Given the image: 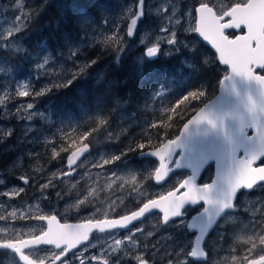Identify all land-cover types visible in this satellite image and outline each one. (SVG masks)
Listing matches in <instances>:
<instances>
[{
  "label": "rangeland",
  "instance_id": "374dc122",
  "mask_svg": "<svg viewBox=\"0 0 264 264\" xmlns=\"http://www.w3.org/2000/svg\"><path fill=\"white\" fill-rule=\"evenodd\" d=\"M121 1L123 3H116L118 5L117 14L110 20L107 29L114 38L109 36L99 41L106 30L104 31L99 25L88 22V26L93 27L91 33L86 29L89 33L85 36V40L80 43V46H73L76 42L65 43L68 48V50L66 48L64 50V52L67 50V59L62 60L60 65L56 61L51 62L50 59L43 58L36 63L32 62L28 67H24L23 69L27 72V75L25 79H21L20 74L23 75V72L19 68L0 64V117L2 120L7 121V125L2 124L3 121H0V131L3 129H5V131H2L3 133L11 131L8 129V125L15 120V123L11 125L12 129L16 128L19 132L26 130L27 135L17 138L21 143L16 148L8 149V147H5L2 149L1 155L7 154L11 157L21 155L22 157L15 159L7 171H3V177H0V180L3 181V183H0V217L6 218L0 220V236H34L41 234L46 231V227L40 220L35 219L40 215H54L63 224L81 223L89 220L93 222L104 219L113 220L116 215H129L147 202L148 199H159L179 187L182 172L173 174L169 183L163 187L158 188L153 185V177L158 168V163L147 160L139 164L136 161L135 153L142 149L127 152L114 164L106 165L103 168L93 167L94 164L101 163L102 159H110L113 156L120 155L121 152L125 153L129 144L147 143L149 139L155 140L151 135L154 131V128H152L153 120L166 114H172L166 110L167 107L168 109L172 108L174 102L167 86H161L158 93H154L152 99L148 101L149 104L144 103L145 106L141 108V111L153 114L150 123L147 121L148 118L142 117L138 113H131L132 115L122 113V120H115L116 127H113L112 130L107 129L104 142L95 143L93 151L90 150V157L87 156L79 164V167L75 168L74 174L69 177L60 175L62 172L68 171L66 168H60V166L50 169H44L43 166L40 168L38 164L41 163L38 159L44 151L38 152L36 150L41 146L48 147L50 150L49 157L58 162V156L53 153V148L57 152L63 146L59 145L60 142L55 131L59 132L60 136L67 135L72 129L78 128L79 122L62 123L61 127H56L57 129L53 126V133L50 134L43 128L47 127V122L40 123L43 127L33 123L36 117L42 115L37 111L35 105L33 109H26L25 103H19L18 107H14L15 100L22 98L17 95L18 91L23 90L31 93L32 77H35L37 81L49 78L50 81L60 82L74 72L73 66L81 68L92 60L96 62L91 64L90 68L97 67V63L100 64L101 68L99 69L100 72L97 73V82H103L109 70L108 61H111V55H116V49L110 45L113 44L114 40L126 47L123 42V26L127 25L130 18L136 16L138 1L134 3L132 0ZM201 2L207 3L219 16H223L235 4L239 5L238 3H242L244 0H148V3L145 0V20L141 23L135 45H133V50L143 49V51L142 54L137 55L136 60L142 63V61L148 59L144 52L151 45L156 44L159 37L165 35L161 32V28L167 27L170 31L176 33L177 42L174 45L162 43L156 56L180 53L182 49H185L191 57L194 53L196 57H201L202 62L209 67L210 63L206 60L204 50L195 37V31H193L196 27L195 7L200 5ZM16 5L19 9H9L12 14V24L4 22L0 28L2 51L19 49L15 39L17 34L15 28L20 27V31L23 30L25 26V9L21 0H18ZM161 7H167L169 11L162 13L159 11ZM173 9H175L174 14ZM34 10L37 13L42 12L38 6ZM105 15L111 16L108 12ZM107 16L103 18V25L108 23ZM94 21L97 24L100 23V19ZM227 32L231 36L234 33L233 38L238 34L241 35V31L239 33ZM109 38H113V40H109ZM84 50L85 52L89 51L88 55L92 53V57H87L82 62L78 61L76 64L70 65L68 51L71 54L78 53L82 59ZM100 53L101 55H99ZM45 60H47V64H44ZM214 60H216V57ZM191 61L190 57L184 58V67L191 69L193 65ZM40 65L44 66L40 67ZM125 79L129 80L128 75ZM129 81L133 80L130 79ZM135 87V90H131V94L138 93L139 85ZM183 87L181 85V88ZM143 92L145 93V90ZM126 94L128 95L127 90ZM17 108L20 109L19 112L16 111ZM164 110L166 112H163ZM29 113L32 115L31 120L27 119ZM112 119L104 120L106 121L104 123L106 127L114 123ZM20 122L24 123L20 124ZM120 128H127L128 131H121ZM115 129L119 130V133ZM109 134H111V137ZM9 138V136H3L0 139V145L7 143ZM76 138L78 137L67 136L65 142H73ZM112 142H115V146L112 145ZM53 173H56V176H53ZM21 175L28 178L29 182L26 185H31L32 192L36 191V193L27 196L24 190L25 184L18 179ZM205 179H207V176ZM49 180H51V183H48ZM43 184H48V187L41 189ZM19 188H23V191L19 192L18 195H14L13 193ZM73 190L77 191L78 194L74 199H71ZM258 190V193L261 194L245 197L240 202L242 213L244 215L249 213L253 218L247 220L244 216H234L227 221H222L220 223L221 229L214 235L215 237L208 239L205 244V250L209 255L207 264H246L249 260H258L261 256H264V243L261 242L264 239V187ZM2 193H8V195ZM35 194L38 197L36 202L29 204L28 197ZM82 200L84 203H80ZM90 206L96 208L90 213H85L84 208ZM13 211L16 212L15 217L11 216ZM192 213L189 212L188 216L190 217ZM241 217H243V221ZM238 218L241 221L240 224ZM147 219L143 224L126 234L119 233L114 234V236L94 238L89 244L93 247H89L87 251L78 254L84 257H96L91 264H104L105 261L108 264H117V262L118 264H138L132 258L137 254H145L146 258L154 259L155 264H167L170 257L166 256L165 253L183 256L181 264H200L191 258L196 241H194L195 234H191L187 228L188 218L172 221L168 225L163 224V217L160 214H155ZM137 229H142V231H137ZM148 233H152V235H148ZM129 235L132 236V241H135V244L139 246L138 248L133 245L132 241L127 240ZM115 239H122L125 243L119 252L114 253L111 249L115 246ZM253 244L255 247H253ZM145 245H147V250H145ZM196 251L198 255H201L200 248ZM48 254L49 252H46L44 257Z\"/></svg>",
  "mask_w": 264,
  "mask_h": 264
},
{
  "label": "trees",
  "instance_id": "16d2710c",
  "mask_svg": "<svg viewBox=\"0 0 264 264\" xmlns=\"http://www.w3.org/2000/svg\"><path fill=\"white\" fill-rule=\"evenodd\" d=\"M17 1L0 0V28L4 22L12 24V14L9 9H19L16 7ZM132 1L134 3L138 0ZM21 3L25 9V26L22 31L15 35L19 49L2 51L0 44V64L19 68L23 72V75L20 74V78L25 79L27 72L23 68L28 67L32 62L36 63L43 58H47L51 62L56 61L60 65L62 60L65 61L68 50L65 43L76 42L73 46H80L87 33H91L93 29L92 26H88V22L99 25L104 31L106 30L99 41L109 36L113 37L107 30L108 25L110 20L117 14L118 5L116 3L123 2L121 0H21ZM37 6L42 12L37 13L34 10ZM107 12L111 16L105 15ZM104 16L108 17L106 25H103ZM98 19H100L99 24L94 21ZM125 30L126 25L123 26V42L126 47H123L120 52L116 50L115 56L111 55V61H108L109 70L103 82H97V73L100 72L99 69L101 68L100 64L97 63V67H88L85 74L74 80L68 87H62V89L52 88L50 92L39 97L34 95L35 91L51 88L54 84H63L68 77L60 82L50 81L49 78L37 81L35 77H32L30 95L15 100L14 107H18L19 103H33L37 111L42 114L36 117L33 123L43 127L40 123L47 122V127L43 128L50 134L53 133V126L57 129L56 127H61L62 123L79 122L78 128L72 129L67 135L60 136V133L55 131L60 142L59 145L63 146L62 149L57 150L59 153L58 161L63 162L64 167L65 159L76 150L73 148V142H65L67 136L78 137L75 140L77 146L87 144L91 149H94L95 143L104 142V135L107 129L112 130L116 125L115 120H122V113L132 115L131 112H135L142 117H147L150 121L153 115L141 111V108L145 106L144 103L149 104L148 101L152 99L154 93H158L161 86L171 85L175 98L172 107H176L179 101L191 91H204L205 95L198 100L190 98L185 104L180 105L177 110L184 113L182 118H176L172 113L153 120L156 127L151 135L155 140H151V145L148 144V140L147 143L144 142L146 149H156L155 146L160 142L177 137L190 116L217 93L219 81L224 76L225 70L218 67L216 60H214L215 56L207 48L201 46L205 51L206 60L213 65L212 68L207 67L202 62L201 57H196L195 53L191 57L185 49H182L180 53L158 55L153 60L145 59L142 63H139L136 57L142 54L143 49L131 51L135 41L131 42L127 39ZM65 48L67 49L66 52H64ZM68 52L70 65L76 64L78 61L82 62L93 55L92 53L88 55L89 51L85 52L84 50L81 59L78 53L71 54L70 51ZM95 54L97 53L95 52ZM186 57H190L192 60L191 69L184 67V58ZM73 70L79 72L80 68L73 66ZM127 75L129 80L133 81H127L125 79ZM136 84L139 85L138 93L131 94V90H135V86H138ZM181 85L184 87L181 88ZM166 110L163 112H166ZM106 119H112L114 123L106 127L103 123ZM0 121H3L2 124L7 125V121L2 120L1 117ZM14 123L15 120L8 125V129L12 131L10 138L7 140L8 142L0 145V172H6L15 159L22 157L21 155L12 157L7 156V154L1 155L3 148L11 145L16 148L21 143L17 138L23 135L27 136L26 130L19 132L16 128L12 129L11 125ZM23 123L20 122V124ZM79 129L80 131H78ZM120 129L124 132L128 131L127 128ZM1 131H5V129ZM88 131H91L92 135L81 140L80 136ZM137 143L132 145L135 146ZM112 145L115 146V142H112ZM65 148L67 151L63 150ZM127 152L129 151L127 150L125 153ZM40 163L38 166L40 168L43 166L44 169L55 165L50 157L41 160Z\"/></svg>",
  "mask_w": 264,
  "mask_h": 264
},
{
  "label": "snow or ice",
  "instance_id": "6c2138e0",
  "mask_svg": "<svg viewBox=\"0 0 264 264\" xmlns=\"http://www.w3.org/2000/svg\"><path fill=\"white\" fill-rule=\"evenodd\" d=\"M144 3L145 0H138L139 4V12L136 15V18L131 20L132 25H136L137 20L139 17L144 15ZM239 8L236 9V11L228 16L229 22L222 23L221 21L224 19V17L220 20V23L224 25L223 32L225 34V29H231V30H237L242 29V27L246 26V34L245 35H236L235 38H230L228 35H225V43L229 45L227 49H225V55L226 56H232L233 59V68L234 71L247 79H256L261 85H264V74H257V73H264V66H261L258 61H252L251 63L248 62L247 56L251 54V50L253 48H257V40L253 39L252 33H255V25L264 18V5H261L258 3V0H244L242 3H238ZM236 5V4H235ZM208 5L207 3L201 2L200 7L198 9H195L196 12L199 13V26L195 27L193 31L199 33L204 40L210 41L212 45V40L215 39V37L212 35L210 31V26L208 23V14L207 9ZM160 12L166 13L169 11L167 7H161L159 9ZM175 9H173L174 14ZM170 23V21H169ZM249 28H252V33L249 32ZM20 27L15 28V31L18 33L20 31ZM161 32L165 35L159 37L156 41V44L151 45L148 50L147 54L149 56L156 55L159 51V46L162 43H168L170 45H174L176 40V33L174 31H170L169 28L163 27L161 28ZM11 35V33H9ZM129 35H131V29H129ZM207 37V38H206ZM109 40H113V38H109ZM108 43V41H106ZM113 46L118 52L123 50V45L119 42H115L113 40V44L110 45ZM260 49L257 48V53H259ZM96 61L92 60L88 63H86L83 67L80 68L79 72H72L68 78L64 81L63 84H54L51 88H45L40 91H35L34 95L39 97L42 95H45L46 93L50 92L52 88H61V87H68L74 80H76L78 77L85 74L88 67L91 66V64H94ZM44 64H47V60L44 61ZM44 65H40V67H43ZM17 95L20 97H27L30 95L28 91H18ZM205 95L204 91H191L188 93V95H185L183 99L179 101V104H177L176 107H172L167 109L168 112L173 113L176 118H182L184 113L179 112L177 109L180 105L185 104L186 101H188L190 98L192 100H198L202 96ZM34 104L33 103H27L26 109H33ZM16 111H20L19 108L16 109ZM250 112L256 111V105L253 102L251 104V107L249 108ZM196 112H199L197 115ZM195 116L194 120H191V117ZM24 118V117H20ZM28 120L32 119V115L29 113L27 116ZM171 119V117H170ZM191 120L192 124H200L203 121H207L209 124H211L213 127H217L216 120L211 119L210 114L206 110H199L197 109L189 118ZM103 123H106L104 121ZM220 127H223V121L221 119L220 121ZM156 125L153 124L152 128H155ZM94 131V130H93ZM189 131V127L186 126L184 128V133L187 134ZM257 131L259 132V128H257ZM12 134V131H8L6 133H3L0 131V139H2L3 136H10ZM92 135L91 131L85 132L83 135L80 136V139H86L88 136ZM111 137V134H109ZM183 137H178L176 139H167L166 141L160 142L158 145L155 146L156 150L152 153L159 158V168L155 171V179L157 181L164 179V174H162L163 170H167V172L171 171V168L168 164V160L171 159L173 153H175V150L178 147H185L186 145L182 142ZM148 144L151 145L152 141L149 139ZM73 148L76 150L72 152L71 156L67 157L66 163L68 165V171L62 172L61 176H71L75 169H73L71 166L76 164V160L79 159V156L83 155L85 151L88 150V145L85 144L84 147L80 148L77 146L76 141H73ZM146 145L144 143H137L135 146L132 144L128 145V151H134V150H140L145 149ZM64 151H67V149H63ZM53 153L55 155H59L58 152L55 151V148H53ZM126 153L121 152L120 155H116L111 157L110 159H102V162L99 164H94L93 167H99L103 168L106 165L114 164L116 161L120 160L123 155ZM31 155V154H29ZM39 155V154H37ZM258 159L257 156H252L251 159L247 160H241L239 162L238 170L232 175L231 179H229V184L231 186V191L234 194L238 189L241 187H247L248 189H251L254 184L256 183V180L259 179L260 181H264V167L259 168H253L252 164L254 161ZM161 160L164 161V164H161ZM79 167V165L77 166ZM53 176H56V173L52 174ZM19 180H21L25 185L29 182L28 178L25 175H21L18 177ZM0 183H3L2 180H0ZM48 183H51V180H49ZM48 187V184L41 185V189H45ZM180 189H187L186 192L183 193L181 196H177V193L175 191H170L166 196H161L159 200L155 199H148L147 202L143 203L141 207L138 208V210L132 211L129 215H124L120 219H113V220H97L95 222L89 220L85 223L79 224V225H62L58 227H53V222H56V216H44L40 215L35 217V219L40 221H47L46 225V231H43L40 235L34 236L30 239H20L17 241H7L2 244H0V249H8L15 253H20L22 258L27 261V264H35V262L28 259L27 256H23L22 248L28 247L29 245H51L54 246L53 250L51 252V255L47 257L48 264H72L73 261H78V264H91L92 260H95L96 257L89 256L84 257L81 254H78L76 251H72L77 244L83 243V241L88 240L89 231L93 228L99 229V231L104 232L106 229H119L123 228L125 226H128L131 222L140 219L141 217H144L146 213L149 212V210L153 209H161L163 212V218L165 221L169 217H176L180 215L181 209L184 206V204L188 201H191L193 203L204 200L208 204H212L213 200L211 199V192L213 189L212 185H203L197 186L195 184V180L193 177H189L187 179H184L181 183H179ZM23 188H19L16 192H14V195H18L19 192H22ZM94 191V190H93ZM3 195H8V193H2ZM59 196V193L57 194ZM80 203H84V201H80ZM225 207H228L227 204L224 205ZM235 205H233L234 207ZM11 216L15 217L16 212L13 211L11 213ZM6 219L5 217H0V220ZM58 223V222H57ZM131 231V230H130ZM137 231H142V229H137ZM148 235H152V233H148ZM114 236V234H113ZM127 240L132 241V236L129 235L127 237ZM264 243V239L261 241ZM125 243L122 239H115L114 244L115 246L112 247V252H119L121 250L122 245ZM133 245L135 247H139L135 244V241H132ZM89 247H93V245H85L83 249L80 250V253H83L87 251ZM145 250H147V245L144 246ZM253 247L255 245L253 244ZM71 252V256L68 255V253ZM166 256H169L170 258L167 260V264H181V261L183 260V256H177L176 254H170L165 253ZM201 255H206V253H201ZM135 261L138 262V264H155L154 259L146 258L145 254H137L134 257H132ZM264 262V256L260 257L259 261L252 260L250 261V264H262ZM39 264H45V260H40ZM104 264H108L107 261L104 262ZM118 264V262H117Z\"/></svg>",
  "mask_w": 264,
  "mask_h": 264
},
{
  "label": "water",
  "instance_id": "95a60500",
  "mask_svg": "<svg viewBox=\"0 0 264 264\" xmlns=\"http://www.w3.org/2000/svg\"><path fill=\"white\" fill-rule=\"evenodd\" d=\"M258 3L264 5V0H258ZM199 7L200 6H198L196 9ZM237 8H239V5L233 6L231 10L228 11V13L224 16L233 14ZM206 11L208 14L210 31L215 39L212 40L211 45L210 41L204 40V38L199 33L195 32V36L203 45L212 50V52L217 56L220 66L228 70L227 76L222 78L220 81L217 95L200 109L202 111L206 110L210 114L211 119L216 120L217 127H213L207 121H203L198 125L192 124L191 120L195 119V116H193L191 120H189L180 130L178 137H183L182 142L186 146L178 147L175 150V153H173L171 159L168 160L171 171L167 172L166 169L163 170L162 174L166 173L164 174L163 180L157 181L155 179V175L153 178L154 184L157 187H161L167 184V182L176 172H182V170L192 172L195 169L200 172L207 163H213L216 175L212 182L208 184L213 186L212 192L210 194L213 203L208 204L204 200H199L195 203L188 201L182 207L180 215L176 217H169L167 221H165L163 218V224L168 225L172 221L185 218L186 216L183 214L189 207L196 208L200 204L204 203V211L194 217L188 224V230L190 233L197 234V238L195 240V249L193 250L191 258L198 262H206L207 255H198L196 249L200 248V253H205L203 251V245L206 238L215 229L216 224L223 217V215L229 211H233V205L238 193L243 190L247 193L252 192L255 187L264 184V181L257 179L256 183L251 189H248L247 187H241L234 194L231 191L229 179H231L232 175L238 170L239 162L241 160L251 159L254 155L257 156L258 159L252 164L253 168L258 167L259 163H261V160H264V85H261L256 79L249 80L234 71V57L226 56L224 51L229 47V45L225 43V34L223 32L224 25L220 23V20L224 16L219 17L215 10L209 6L207 7ZM138 12L139 5L137 8V14ZM195 15L196 27H198L199 13L195 11ZM134 18H136V16ZM143 18L144 15L139 17L136 25L131 24L132 19L128 22L126 35L130 41L135 40L140 22L143 20ZM221 22H229V18L224 17ZM129 29H131V35H129ZM241 30H243L246 34V26L242 27V29L233 31L239 33ZM224 31L226 32L232 30L225 29ZM249 32L252 33V28H249ZM252 35L253 39L257 40V48H259L260 51L257 53V48H253L251 50V54L247 56V60L249 63L252 61H258L261 66H264V18H262L255 25V33H252ZM145 55L148 59H154L156 56H149L147 51L145 52ZM262 79H264V77H262ZM253 102L256 105V111L250 112L249 108ZM196 114L198 115L199 112ZM221 119L223 121V127L219 126ZM186 126L189 127L187 134L184 133V128ZM257 128H259V132L257 131ZM249 133L252 135L249 136ZM82 147L84 146H81L80 148ZM155 150H150L142 154L139 158H144L146 160L149 159L157 162L159 168V158L152 153ZM89 153L90 147L88 145V150L85 151L83 155L79 156V159L76 160V164L72 165L71 167L75 169L89 155ZM179 153H181V155L179 158H177ZM71 154H69V156H71ZM161 164H164L163 160H161ZM66 168L69 170L67 163ZM174 191L177 193V196H181L187 191V189H180L178 187ZM225 204H227L228 207H225ZM155 214H160L163 217V212L161 209H153L149 210V212L146 213L144 217L131 222L128 224V226L123 228L115 230L106 229L104 232L93 228L89 231L88 240L83 241V243H80V245L88 243L90 236L95 233H106L117 230L126 231L133 225L142 223L145 219ZM44 223L47 225V221H44ZM198 223H200V225L194 228V226ZM79 224L82 223L67 225L75 226ZM62 225L65 224H60L58 220L53 222L54 228ZM201 235L203 237L201 240H199ZM259 260L260 259L256 261ZM262 264H264V262H262Z\"/></svg>",
  "mask_w": 264,
  "mask_h": 264
},
{
  "label": "flooded vegetation",
  "instance_id": "af4514ba",
  "mask_svg": "<svg viewBox=\"0 0 264 264\" xmlns=\"http://www.w3.org/2000/svg\"><path fill=\"white\" fill-rule=\"evenodd\" d=\"M198 6V5H197ZM196 6V7H197ZM196 7H195V9H196ZM144 9H145V3H144ZM217 13V12H216ZM228 13V12H227ZM226 13V14H227ZM146 15V14H145ZM145 15H144V20H145ZM218 15V14H217ZM219 16V15H218ZM219 17H222V16H219ZM141 28V27H140ZM233 31V30H232ZM231 32V31H230ZM245 33H244V31L243 30H241V35H244ZM225 35H228L230 38H233L234 37V33H232V36L226 31L225 32ZM200 43V46H203L205 49L207 48L212 54H214L213 52H212V50H210V48H208V47H206L205 45H203L201 42H199ZM202 48V47H201ZM203 49V48H202ZM204 50V49H203ZM210 53V54H211ZM204 54H205V51H204ZM214 56L216 57V64L218 65V67L220 68V69H222V70H225V72H224V76L222 77V78H224V77H226L227 76V74H228V71H227V69L226 68H222L221 66H220V64H219V62H218V60H217V56L214 54ZM261 74H264V73H261ZM222 78H221V80H222ZM220 80V81H221ZM220 81H219V84H220ZM219 84H218V88H219ZM165 86H167L168 87V89L170 90V94H171V96H172V99L174 100L175 98H174V96H173V90H172V88H171V85H165ZM218 88H217V93H218ZM217 93H216V95H217ZM215 95V96H216ZM214 96V97H215ZM213 97V98H214ZM212 98V99H213ZM212 99H210V100H212ZM209 100V101H210ZM208 101V102H209ZM207 102V103H208ZM206 103V104H207ZM205 104V105H206ZM114 127H116V125L114 126ZM119 127V126H118ZM115 131H117V133H119V130H117V129H115ZM249 136L250 135H252L251 133H249L248 134ZM11 148H15L13 145H11L10 147H8V149H11ZM42 148L43 149H45L46 147L45 146H42ZM44 155H46V156H44ZM58 156V155H57ZM49 157V154L48 153H43L42 155H40V157H39V159H38V161L40 162L41 160H43V159H46V158H48ZM56 159H57V157H56ZM54 163H55V165H53V167H56V166H60V168H64V166H63V162H61V161H58V162H55L54 160H52ZM264 167V160H261V163H259V165H258V167H256V168H259V167ZM53 167H48V168H46V169H50V168H53ZM173 167V166H172ZM57 171V170H56ZM73 174H74V172H73ZM75 175H76V172H75ZM215 175H216V172H215V168H214V165H213V163H210V164H206L204 167H203V169L200 171V172H198L196 169L195 170H193L192 172L191 171H186V170H182V173H181V179H180V183L184 180V179H187L188 177H193L194 176V180H195V184L197 185V186H203V185H208V184H210L211 182H212V180H213V178H215ZM72 176V175H71ZM206 176H207V179H205L206 178ZM0 177H3V171L2 172H0ZM172 178V177H171ZM171 178H170V180H171ZM169 180V181H170ZM169 181L167 182V184L169 183ZM154 182V181H153ZM153 185L155 186V187H157L154 183H153ZM166 185V184H165ZM164 185V186H165ZM161 187H163V186H161ZM262 187H264V184H262V185H259V186H257V187H255L254 189H253V191L252 192H245L244 190L243 191H241V192H239L238 193V195H237V197H236V199H235V202H234V207H233V211H229V212H227L225 215H223V217L218 221L219 223L216 225V227H215V229H214V231L211 233V236H210V238L209 239H212L213 237H215L214 235L221 229V226H220V223L222 222V221H227V220H229V219H231L232 217H234V216H237V217H239V216H244V217H246V219L248 220L249 218H253V216L252 215H249V213H247L246 215H244L243 213H242V211H241V204H240V202L245 198V197H253L254 195H256V194H261V193H258V189H260V188H262ZM26 188H29V189H26ZM158 188H160V187H158ZM32 187H31V185H25V187H24V190H25V192L27 193V196L29 195V194H34V193H36V191H34V192H32ZM175 189V188H174ZM228 189V188H227ZM78 193H77V191H72V194H71V199H72V197L73 196H76ZM38 197H36V194L35 195H30L29 197H28V201H29V204H33V203H35L36 202V199H37ZM227 201V200H226ZM28 203V202H27ZM215 207V206H214ZM30 208H31V206H30ZM88 208V207H87ZM96 207H91V209L94 211V209H95ZM204 209H205V205H204V203H202V204H200L198 207H196V208H191V207H189L186 211V214H187V216H188V214H189V212H193L192 213V215L190 216V217H188L189 218V220L190 219H192L193 217H196L197 215H199L200 213H202L203 211H204ZM136 210V209H135ZM134 210V211H135ZM232 210V209H231ZM84 212H86V209L84 208ZM184 215V214H183ZM153 216V215H152ZM208 216V215H207ZM120 217H122L120 214L119 215H116V217H115V219H120ZM151 217V216H150ZM58 217H56V219H57ZM149 218V217H148ZM148 220V219H147ZM188 220V221H189ZM238 220H239V218H238ZM241 220L243 221L244 219H243V217H241ZM59 221H60V219H59ZM42 222V224L46 227V223H44L43 221H41ZM163 222V221H162ZM60 223V222H59ZM232 223V222H231ZM241 223V221L239 220V224ZM61 224V223H60ZM142 224H143V222H142ZM139 225L138 224H135V225H133L130 229H128V230H126V231H124V230H117V231H113L112 233H109V232H106V233H95V234H93L92 236H90V240H89V242L88 243H86V244H82V245H80V244H77L76 245V247L72 250V251H76L77 253H79L80 252V250L81 249H83L84 248V246L85 245H89L91 242H92V240L94 239V238H97V237H105V236H110V235H113V234H119V233H122V234H126V233H128V232H130V230L132 231L133 229H135L136 227H138ZM47 230V229H46ZM40 235V234H39ZM34 236H37V235H34ZM34 236H0V244H2V243H4V242H7V241H17V240H20V239H30V238H32V237H34ZM141 242H142V240H140ZM53 247L54 246H51V245H29L28 247H25V248H22V253H23V256H27L28 257V259L29 260H31V261H33V262H35V264H39V261L40 260H45V264H48V260H47V257H49L50 255H51V252H52V250H53ZM46 252H49V254L46 256V257H44V255H45V253ZM68 255L69 256H71V252H69L68 253ZM44 257V258H43ZM250 261L251 260H249L246 264H249L250 263ZM27 261H25L23 258H22V256H21V254L20 253H15V252H13V251H11V250H8V249H0V264H27L26 263ZM200 264H207V262H205V263H201V262H199ZM57 264H59V262H57ZM72 264H78L77 263V261H73L72 262ZM245 264V263H244Z\"/></svg>",
  "mask_w": 264,
  "mask_h": 264
},
{
  "label": "bare ground",
  "instance_id": "6f19581e",
  "mask_svg": "<svg viewBox=\"0 0 264 264\" xmlns=\"http://www.w3.org/2000/svg\"><path fill=\"white\" fill-rule=\"evenodd\" d=\"M147 3H148V1H147ZM143 21H144V18H143ZM132 52L134 51V50H131ZM212 64H210V68H212ZM132 114H135V112H131ZM153 115V114H152ZM147 118V117H146ZM148 121V123H150V121L149 120H147ZM146 143V142H145ZM94 146H95V144H94ZM90 147V146H89ZM90 150L91 151H93V149H91V147H90ZM150 150H152V148L151 149H142L141 151H137L136 153H135V155H136V161L140 164V162H143V161H147L146 159H144V158H142V159H140L139 157L142 155V154H144V153H146V152H148V151H150ZM36 151H44V153H47V152H50V150H49V148L48 147H46L45 149H43L42 148V146L39 148V149H37ZM91 154V153H90ZM90 154L88 155L89 157H90ZM64 168H66V164H65V167ZM67 169V168H66ZM59 180V179H58ZM75 198V196H73L72 197V199H74ZM91 207L92 206H90V207H86L85 209H86V212L85 213H90V212H92L93 210L91 209ZM198 225H200V223H198L197 225H195V228L198 226Z\"/></svg>",
  "mask_w": 264,
  "mask_h": 264
}]
</instances>
